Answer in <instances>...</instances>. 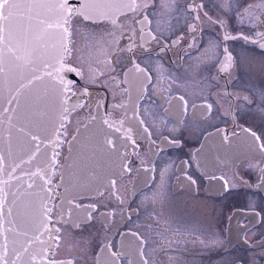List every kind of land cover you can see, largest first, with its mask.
<instances>
[{
	"label": "flooded vegetation",
	"instance_id": "flooded-vegetation-1",
	"mask_svg": "<svg viewBox=\"0 0 264 264\" xmlns=\"http://www.w3.org/2000/svg\"><path fill=\"white\" fill-rule=\"evenodd\" d=\"M190 2L160 0L146 13L151 23L136 25V30L131 19L119 23L122 10H111L108 18L86 28L75 25L79 34L68 47L75 44L73 52L83 63L84 73L73 91L87 90L91 95L72 98L76 106L64 121L66 127L60 129L52 187L56 190L68 141L100 109L109 120V140L113 141L109 145V188L66 201L56 192L58 199L52 198L49 207L63 206L71 210L72 220L83 221L96 204L97 222L83 235L91 233L101 244H110L109 251H122L125 256L120 264H142L140 252L146 253L148 264H264V188H247L241 183H259L258 171H251L249 164L264 159L259 142L244 131L249 127L259 130L258 134L264 131V97L260 95L264 52L242 39H223L225 34L253 31L238 17H222L226 29L205 23L198 32H189L192 16L184 6ZM141 27L143 35L137 31ZM181 30L188 32L187 43L173 44V31ZM108 31L114 32L118 45ZM149 31L159 42L150 39ZM89 34L96 39L89 40ZM193 37L195 46L189 47ZM113 54L119 61L118 90L106 78L110 66L105 61ZM91 72H96L99 83L92 82ZM101 97H107L102 101L105 106L97 108ZM115 104L123 107L113 108ZM111 180H116L115 186ZM117 197L125 201L123 205ZM102 221L106 222L103 229ZM64 229L80 238L70 226ZM66 254L67 248L56 253L60 259Z\"/></svg>",
	"mask_w": 264,
	"mask_h": 264
},
{
	"label": "snow or ice",
	"instance_id": "snow-or-ice-1",
	"mask_svg": "<svg viewBox=\"0 0 264 264\" xmlns=\"http://www.w3.org/2000/svg\"><path fill=\"white\" fill-rule=\"evenodd\" d=\"M160 0H0V73L5 71L3 65L6 62H10L11 58L17 61H28L29 57L36 51L37 46L44 47L43 38L45 34L52 30L59 31L61 36H67L68 40L71 42L76 35L79 34L78 29L75 25H83L85 28L88 24L98 23L95 17L108 15L112 9L122 10V19L119 20L121 25L125 24V21L131 19L133 30L136 25H144L145 23L150 24L151 20L149 15L146 13H151L152 9ZM163 6V5H162ZM179 4H176V10L179 11ZM186 11L192 16V23L188 25V31L191 33H196L200 30L202 24L207 23L211 26H218L227 28V21L222 17H238L241 24L248 22V26L253 29L249 33L245 34L241 32L238 36H231L225 34L224 40H235L242 39L245 43L257 44L262 52H264V31L255 32L254 30L264 29V0H191L190 3L185 6ZM211 13V14H210ZM215 17V18H213ZM54 19V22H53ZM117 20L113 19L112 24L115 25ZM34 25L41 26V30L36 32L34 30ZM138 34L143 35L144 30L141 27ZM151 40L159 42V37L156 35H151V31L147 33ZM188 32L181 30L180 32L173 31V36L175 39L172 40L173 44H179L180 42L187 43ZM253 35L258 37L254 39ZM108 36L115 41V34L113 31H108ZM89 40H95L94 34H89ZM103 39V37H101ZM108 44V41H104ZM118 45L119 42L115 41ZM195 46V37H193V43L189 44V47ZM95 47V45H93ZM111 48V45H108ZM75 44L73 43L72 48H69L66 44H61V49L63 51V56L58 59L57 66L53 67L46 65V67H52V71L46 72L44 75L51 78V90L55 99V103L58 106L59 115L61 117L60 129L66 127L64 121L67 120L68 115L71 110L65 105L68 101L72 100L73 97L79 95L90 96L91 93L85 90L84 92L73 91L76 88L78 80L76 77L83 76L84 65L80 63L78 58L75 57L73 49ZM131 51V48L128 49ZM227 53V48L224 49ZM18 52L23 53L22 55H17ZM64 56H73L72 60H67ZM228 61L232 60V56L229 53L227 57ZM106 64L110 66V71L107 73L106 78L111 81V83L118 90L120 85L117 83V66L119 61L116 59L115 54L111 55L105 61ZM23 66V65H21ZM225 67H228L226 64ZM264 67V65H261ZM136 70L144 76L147 80L148 77L144 74V70L136 67ZM71 73L72 78L69 79L65 74ZM93 83H99V77L96 72L90 73ZM101 76L104 73H100ZM42 76H33L28 79L27 83H20L19 87L16 88L15 94L10 98L6 99L5 103L7 105H14L13 107H3L0 115H5L8 113H16L17 108L20 106V95L23 89L29 88L34 81L41 80ZM7 83V81H5ZM126 91V90H125ZM260 95L264 97V89L261 90ZM107 97H101L96 101V107L100 108L105 106L102 101L106 100ZM183 99V97H181ZM248 104H252L253 100L248 97H244ZM52 103V97L49 96H36L30 101V107L32 110V115L36 118H41L47 115V108ZM83 107V104L80 105ZM122 104H115L113 108H122ZM207 109H211L212 105H206ZM264 112V109H262ZM9 124L13 119L12 115L6 116ZM95 119V117H93ZM105 124L108 123L107 120L104 121ZM141 124L143 121L140 122ZM14 127V125H12ZM111 127V125H109ZM21 133H25V128L20 127L17 129ZM59 131V130H57ZM119 131V129H117ZM146 131V129H145ZM245 132L249 134V137L253 142H259L258 147L262 153H264V131L258 134L257 129L245 128ZM29 137V142H35L39 140L37 135L31 134L30 132L25 133ZM11 137V133H9ZM73 140L76 137H72ZM130 139V137H129ZM225 140L228 139L227 136L224 137ZM59 140V137H57ZM51 143H57V141H50ZM62 143V142H61ZM109 145L113 144L112 140H108ZM132 143L135 145L136 141L133 140ZM60 144L57 143V147ZM39 144H36V152H39ZM9 155H11V143H9ZM59 152L54 151L50 157V164H46L44 169L31 175H41L44 180L43 190L47 193L50 198L49 201H45L42 205L43 217L42 224L44 231H47L50 239V243L47 248H41L39 251L29 252V247L32 241H27L28 246L21 245L19 248L16 247L17 241L13 239L11 241L12 248H9V238L5 234L4 242L0 244V264H120V261L124 258L125 254L122 251L111 250L109 251L110 244H101L96 237H93L91 233L87 237L83 235L85 229L89 225L97 222V217L94 215L98 211L96 204L91 205V211L87 213L86 218L83 221H77L71 219V210L66 211L63 206L57 208L55 205L49 207V203L52 198L56 197V191L52 187V172L48 169L54 170L57 165V158ZM36 158V153L33 152L28 161H22V163H30ZM4 161V156L0 155V163ZM16 167H19L17 165ZM249 169L253 172L258 171V176L256 179L259 183L250 182L242 180L241 183L247 187L252 188L253 186L257 188H264V159L259 163H250ZM15 168L12 169L15 172ZM127 171H131L130 168H126ZM191 184L195 185L196 180L191 176L187 177ZM251 179V178H250ZM7 184V181L4 182ZM227 184V181H225ZM111 186L116 185V180L110 181ZM28 189L33 188V184L29 183L27 185ZM0 194H2L3 199L0 200V216L4 215V206L9 203L8 195L9 193L4 192L0 189ZM101 196L103 192L100 193ZM14 199L11 201L12 204L16 203L15 197L16 193H11ZM31 195V193H29ZM58 199V198H57ZM117 200L121 205L124 204V200L117 197ZM71 203V201H69ZM76 207H81L76 205ZM131 206L129 205V208ZM8 215L12 214V208H8ZM114 215V214H113ZM130 218V217H129ZM46 222V223H45ZM12 223V221H9ZM56 224H60V227H56ZM48 225H52L49 227ZM64 225L70 226L73 230L78 231L81 235L77 239L71 236L64 229ZM106 226V222H101V228ZM5 232H13L12 228H7ZM27 235V233H24ZM43 235V232L40 233ZM38 239V237H37ZM105 239L107 237L105 236ZM71 244L68 247V244ZM143 244V241L141 242ZM210 246V245H206ZM61 248H67V254L63 259L57 257L56 253ZM28 254L27 259H25V254ZM100 253H104L102 258ZM146 253L140 252V260L142 264H148V260L144 259Z\"/></svg>",
	"mask_w": 264,
	"mask_h": 264
},
{
	"label": "water",
	"instance_id": "water-1",
	"mask_svg": "<svg viewBox=\"0 0 264 264\" xmlns=\"http://www.w3.org/2000/svg\"><path fill=\"white\" fill-rule=\"evenodd\" d=\"M112 10L119 11L118 9ZM108 17L109 14L95 17V19L100 20ZM34 30L39 32L41 26L34 25ZM43 43L45 46L42 48L37 46L36 51L29 57L30 62L11 58L10 62L3 65L5 71L0 73V112L3 107L14 106L7 105L5 100L15 94L20 83H27L28 79L34 75L43 77L41 80L34 81L29 88L21 91L20 106L16 113L0 115V155L4 156V161L0 163V189L9 193V203L4 206V215L0 216V244H3L5 234L9 238L10 249L13 239L17 241L16 247L18 248L21 245L28 246L27 241H32L29 252L47 248L50 243L49 235L47 231H44L43 217L41 216L42 205L50 198L43 190L44 180L41 178L43 173L41 175L31 174L44 169L46 164H50V157L58 148L60 110L52 94L51 78L44 74L52 71V67H46V65L57 66L58 59L63 56L61 44L68 46L69 40L67 36L62 37L59 31L52 30L45 34ZM22 54L21 52L17 53V55ZM65 75L69 79L72 78L71 73ZM36 96L52 97V103L47 108V115L41 118L34 117L30 107L31 99ZM65 106L70 109L74 108L76 106L75 99L68 101ZM7 115L13 116L11 125L6 118ZM105 120L108 121L107 124L104 123ZM20 127L25 128V133L30 132L37 135L39 140L29 142V137L17 130ZM9 133H11V137H9ZM73 137L76 139L71 138L68 141L65 161L58 168L59 179L55 190L65 201L70 198L91 196L109 188V144L107 143L109 120L103 111L96 109L94 115L84 126L76 130ZM50 141H57V143ZM9 143H11V155H9ZM36 144H39V152H36ZM33 152L36 153V158L30 163H22V161H28ZM17 165L19 167H16ZM13 168L16 169L15 172L12 171ZM48 171L53 174L52 169L49 168ZM5 181L7 184L4 183ZM29 183L33 184L32 189L27 188ZM11 193H16L15 204L11 203L14 199ZM2 199L3 196L0 194V200ZM9 207L12 208L10 216L7 211ZM7 228H12L13 232H5ZM41 232L43 235H40ZM27 256L26 253L25 259Z\"/></svg>",
	"mask_w": 264,
	"mask_h": 264
}]
</instances>
